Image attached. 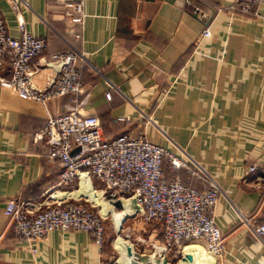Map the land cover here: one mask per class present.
Listing matches in <instances>:
<instances>
[{"label": "crops", "instance_id": "0c3cea01", "mask_svg": "<svg viewBox=\"0 0 264 264\" xmlns=\"http://www.w3.org/2000/svg\"><path fill=\"white\" fill-rule=\"evenodd\" d=\"M58 1L26 0L22 9L28 33L45 40L31 82L46 86L53 70L45 60L68 44L75 47L84 57L82 112L99 117L105 138L143 132L150 142L194 160L219 185L213 218L224 253L220 260L210 256L212 264H264V237L241 221L264 224V7L253 16L241 14L234 0H194L189 6L185 0H83V29L75 39ZM206 3L221 9L213 12ZM195 5L201 6L198 14ZM0 14L17 36L5 0ZM205 28L209 36L202 35ZM70 97L43 106L0 87V264H104L103 248L84 231H50L33 254L3 213L7 200L37 204L64 191L57 185L59 166L33 134L47 114L62 113ZM163 175L198 189L204 185L167 163ZM186 245L205 252L202 242Z\"/></svg>", "mask_w": 264, "mask_h": 264}, {"label": "built area", "instance_id": "2783aa9c", "mask_svg": "<svg viewBox=\"0 0 264 264\" xmlns=\"http://www.w3.org/2000/svg\"><path fill=\"white\" fill-rule=\"evenodd\" d=\"M5 1L14 13L18 35L9 34L0 14V87L43 106L50 99L71 96L63 112L56 116L47 114L43 127L33 134V142L43 144L48 158L60 168L57 185L64 188L63 192L73 190L71 187L75 184L77 187L80 175L85 174L107 198L134 196L140 217L158 225L162 238L155 246L165 257L171 253L177 261L180 245L202 242L205 252L220 260L224 253V238L213 218V207L221 192L215 180L194 160L188 156L182 158L150 142L143 132L137 135L123 132L115 138H105L99 117L82 112L87 95L78 65L83 63L84 57L71 44L67 51L45 60L44 65L53 70L46 86L38 88L34 85L31 75L37 70L38 63L33 60L41 56L45 40L33 37L26 30L22 14V9L28 7L26 0ZM193 2L185 0L188 6ZM60 4L64 18L71 25V34L80 39L84 1L61 0ZM206 5L213 12L221 9L213 3ZM233 5L241 14L259 16L264 0H234ZM200 11L201 6L195 5L194 12ZM202 35L209 36L210 31L205 28ZM79 96L82 97L80 100L77 99ZM105 97L110 98L109 91L105 92ZM122 121L130 120L124 118ZM165 158L172 170L184 168L189 175L201 180L203 187L184 185L177 177L168 180L162 173ZM254 170V165L247 167L248 172ZM260 186L254 185L255 188ZM49 195L37 204L14 199L6 201L3 213L18 240L24 241L34 254L36 242L43 240L50 231L74 230L87 232L99 248L103 247L106 218L95 207L83 198L57 199L48 198ZM241 221L256 237H264V224L249 225L244 217Z\"/></svg>", "mask_w": 264, "mask_h": 264}, {"label": "bare ground", "instance_id": "6f19581e", "mask_svg": "<svg viewBox=\"0 0 264 264\" xmlns=\"http://www.w3.org/2000/svg\"><path fill=\"white\" fill-rule=\"evenodd\" d=\"M64 197H73L76 199L83 198L89 200L93 207L99 208L98 213L106 218L111 217L114 224V230L119 233L122 223L127 217L139 214V206L135 202V197H109L104 192L95 188L90 179L85 174L80 175L78 186L72 191L55 192L50 194L48 198L61 199ZM115 206L120 207V211H116ZM114 246L118 251V257L113 264H171L165 257L163 251L159 247L154 246L153 251L148 254H139L133 244L121 237L120 234L114 239ZM178 260L175 264H212L213 259H204L203 253L197 246L180 245L178 251Z\"/></svg>", "mask_w": 264, "mask_h": 264}, {"label": "rangeland", "instance_id": "374dc122", "mask_svg": "<svg viewBox=\"0 0 264 264\" xmlns=\"http://www.w3.org/2000/svg\"><path fill=\"white\" fill-rule=\"evenodd\" d=\"M71 188L75 189L76 184ZM87 201L90 202L89 200ZM114 209L116 211H120V207L115 206ZM97 210H99V208H97ZM105 226L106 240L102 247L104 264H113L118 257V251L114 246V239H116L119 234L121 237L128 239L139 254L150 253L153 251L154 246L158 245V243L161 241L160 229L158 225L152 222H145L139 214L127 217L122 223V228L119 233L115 232L113 220L108 215L105 220ZM203 256L204 259H212V257H210V255L206 252H203ZM166 258L169 262H172H170L171 264H175L177 262L171 253H168Z\"/></svg>", "mask_w": 264, "mask_h": 264}, {"label": "trees", "instance_id": "16d2710c", "mask_svg": "<svg viewBox=\"0 0 264 264\" xmlns=\"http://www.w3.org/2000/svg\"><path fill=\"white\" fill-rule=\"evenodd\" d=\"M58 4H59V6H61V4H60V2L58 1ZM62 7V6H61ZM62 13H63V8H62ZM78 67H79V70H80V73H81V71L84 69H81V67L78 65ZM167 163V165H168V167H170V165H169V163H168V161L166 160V158L163 160V163H162V173H163V170H164V166H165V164ZM172 171H174V169L172 170ZM187 172V171H186ZM187 174H188V177L190 176V178L192 177L191 175H189V173L187 172Z\"/></svg>", "mask_w": 264, "mask_h": 264}]
</instances>
